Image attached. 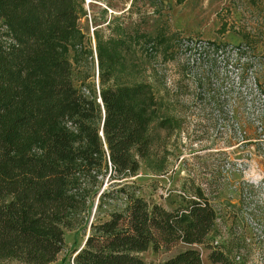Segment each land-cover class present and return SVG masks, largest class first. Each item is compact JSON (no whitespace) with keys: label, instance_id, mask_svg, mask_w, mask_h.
<instances>
[{"label":"trees","instance_id":"obj_1","mask_svg":"<svg viewBox=\"0 0 264 264\" xmlns=\"http://www.w3.org/2000/svg\"><path fill=\"white\" fill-rule=\"evenodd\" d=\"M82 12L79 0H0V264H54L65 230L87 225L73 264H145L141 251L179 241L202 244L212 264H246L240 229L214 243L217 211L199 186L165 207L127 178L157 163L153 123H173L150 83L112 80L130 51L122 36L96 38L97 94L73 83L66 51ZM160 264L205 263L187 247Z\"/></svg>","mask_w":264,"mask_h":264},{"label":"rangeland","instance_id":"obj_2","mask_svg":"<svg viewBox=\"0 0 264 264\" xmlns=\"http://www.w3.org/2000/svg\"><path fill=\"white\" fill-rule=\"evenodd\" d=\"M79 2L78 32L66 51L73 83L97 94L96 38L122 36L130 51L112 80L150 83L158 118L173 123L170 129L153 123L157 163L144 159L127 178L165 207L175 205L179 192L199 186L217 211L214 243L229 237L232 225L252 244L246 264H264L263 216L257 218L264 213V0ZM111 181L103 176L88 220ZM86 207L79 214L86 216ZM88 231V225L65 230L54 264H73L72 250L83 245ZM167 244L139 255L145 264H160L196 247L203 262L212 264L202 244Z\"/></svg>","mask_w":264,"mask_h":264},{"label":"water","instance_id":"obj_3","mask_svg":"<svg viewBox=\"0 0 264 264\" xmlns=\"http://www.w3.org/2000/svg\"><path fill=\"white\" fill-rule=\"evenodd\" d=\"M98 101H100L101 100V98H100V96H98V99H97ZM100 133H102V130H100ZM87 236V235H86ZM86 238V237H85ZM85 241V240H84Z\"/></svg>","mask_w":264,"mask_h":264}]
</instances>
